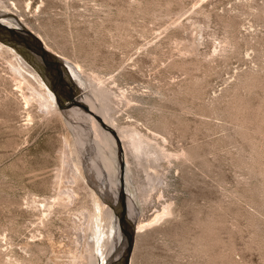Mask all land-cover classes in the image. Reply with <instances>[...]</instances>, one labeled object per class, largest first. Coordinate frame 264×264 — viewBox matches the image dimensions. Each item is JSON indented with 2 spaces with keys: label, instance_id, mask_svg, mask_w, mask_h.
I'll return each instance as SVG.
<instances>
[{
  "label": "rangeland",
  "instance_id": "374dc122",
  "mask_svg": "<svg viewBox=\"0 0 264 264\" xmlns=\"http://www.w3.org/2000/svg\"><path fill=\"white\" fill-rule=\"evenodd\" d=\"M1 11L81 68L80 95L116 130L95 90L110 93L126 187L128 177L138 223L149 224L131 264H264V0H0ZM6 68L0 61V264H90L73 221L92 190L103 200L115 191L86 176L94 143L82 133L77 142L65 117L79 113L26 106ZM129 129L157 153L151 167L123 141ZM107 153L119 185L118 155Z\"/></svg>",
  "mask_w": 264,
  "mask_h": 264
},
{
  "label": "bare ground",
  "instance_id": "6f19581e",
  "mask_svg": "<svg viewBox=\"0 0 264 264\" xmlns=\"http://www.w3.org/2000/svg\"><path fill=\"white\" fill-rule=\"evenodd\" d=\"M15 18L16 17H14L12 13H6L2 11L0 12V23H2L3 25L7 27L16 29V30H25V28L27 27L21 25L20 22ZM27 29L29 30L30 27H28ZM29 31H31L32 33L34 32L33 30H29ZM37 37L42 41V43L44 44V47L48 51L53 53L52 50L49 48V46L46 44V42L39 35H37ZM53 54L55 55V53ZM0 61L3 62L5 66L7 67L6 68L8 70L7 74L10 73L9 75H7L10 77L6 81L8 82L11 81L12 83H15L16 92L18 91L21 93L26 106L32 105V103L30 104V102H32V100L34 99V101L37 100L40 103L41 107L44 109H47V111L52 110V109L53 111H57V112L59 111L58 105L55 102V97L52 91L48 89V87L42 81L38 73L33 68H31L28 65V63L21 56H19L11 47H8L1 42H0ZM66 63L68 64V67L71 71L74 81L79 85L78 76H79V71H81V68L72 66L68 62ZM25 87L31 91L30 95H28L27 92L24 91ZM95 96L98 98L100 102L103 103L105 107L104 113L106 114V117L110 119L114 128L118 130L117 128L118 125L116 126L115 119L112 118V114H111L112 108L109 105V101L111 99L110 93H108L106 89L100 88V89L95 90ZM77 101L88 105L92 111H94L96 114L100 116L101 113L100 111L98 113L97 102L93 97L89 95L85 96L84 94H81L77 97ZM74 111L78 112L79 114L66 115L65 117L71 123L70 126L72 129V132L76 136V139H78L77 142L82 141L84 139L85 140L84 144L88 149H90V147L92 146L91 145L92 141L95 146V150L93 153L95 154V156L89 160L91 164L94 163L92 166L93 172L89 170L85 171L86 176H87V172H89V177L91 175L92 177L96 176L99 179H101V182H99L98 184L102 186L103 191L105 189L112 190V191L114 190L115 192L111 193L110 195L107 194V199H110L113 201V203H116L120 195V182L118 185L117 179L119 177L117 176V173H116L118 169H116L115 168L116 166L113 165L112 162H110L111 160H108L109 157L107 153V151H110L112 152V155L114 154L117 155V150L111 141L112 139L107 137L106 131L100 126V124L92 116H89L84 110H82L81 108H75ZM130 129L124 131L121 134L123 141H125L127 144L130 145L133 155L136 159H138V162L140 163L147 162L151 167L152 166L151 159L154 157L158 158L157 153H154L147 147V145L144 143L142 139L140 132H137L136 130L130 131ZM81 133L84 136L83 139H82L83 136L81 135ZM83 152H84V149H81L80 150L81 155L83 154ZM122 159H123V162L125 163L126 158L124 155H122ZM83 161H84V158H83ZM128 165H129V172H130L131 166H130L129 159H128ZM72 167H73L72 171L75 173L74 166ZM125 171H126V168H125ZM82 173L83 171L81 172V174ZM94 179L95 178H93V180ZM124 180H125V176H124ZM127 183H128L127 187L125 183V191H126V196L128 198L129 212H130V216L132 217V219L136 220L137 236H138L142 232V229L144 230L147 225L149 226V224H143L141 222L138 223V220H137L138 215H139L138 207L132 205L131 202L135 203L136 201H139L140 197L138 198V195L135 193L134 189L132 188L131 182L128 179V177H127ZM153 185H156V182L154 180H152V186ZM127 190L128 192H130L132 199L128 195ZM95 191L92 190L91 195L89 194L90 202L89 203L87 202L88 205H86V203L85 204L83 203V205L80 208H78L79 216L76 217L75 220L73 221L74 224H78V229H76V234H77L76 245L79 248V250H84L85 247L87 246V252H89L88 255L90 259V264H109V262L112 259H118L121 256L122 251L124 247L126 246V244L123 240V235L120 231L118 219L116 215L114 214V210L112 209L111 206H107L103 198L100 195H98L97 192ZM74 194H76V192H74L73 189L69 190L65 194V196L68 197L66 199H70V201L72 202L73 198L75 197ZM59 198L61 200L60 203H62L64 201L62 200L63 198L62 199L61 197ZM55 200L57 201V199ZM48 201L47 202L44 201V202L48 204ZM70 201H68L66 204L68 205L71 204L69 203ZM50 202L51 201H49V204ZM51 203L53 204V201ZM60 203L59 205L58 204L57 205L60 206L61 205ZM40 205L42 204L40 203ZM40 205H38V207ZM75 206L76 205H74V207ZM48 208H47L48 211L52 209L51 206ZM169 208L170 207L165 206L163 208V213L161 215H158L155 218V221L161 220L164 218V216L169 215L170 214ZM44 209L46 210L45 207ZM46 211H44L43 213H46ZM95 233H97L96 237H95ZM17 264H20V263H17Z\"/></svg>",
  "mask_w": 264,
  "mask_h": 264
},
{
  "label": "water",
  "instance_id": "95a60500",
  "mask_svg": "<svg viewBox=\"0 0 264 264\" xmlns=\"http://www.w3.org/2000/svg\"><path fill=\"white\" fill-rule=\"evenodd\" d=\"M13 16L16 17L14 14ZM0 42L11 47L27 63L34 67L32 68L38 73L48 89L52 91L61 113L65 115V111L81 108L116 140L117 155L120 162V195L116 203H113L110 199L104 200L114 210L126 246L121 256L118 259H112L109 264H131L136 244L137 223L135 219H132L129 212L124 180L125 163L122 159L124 149L118 133L108 126L102 117L92 111L88 105L77 101V97L80 95V87L74 81L68 64L61 57L48 51L34 33L27 28L25 30H16L0 23Z\"/></svg>",
  "mask_w": 264,
  "mask_h": 264
},
{
  "label": "flooded vegetation",
  "instance_id": "af4514ba",
  "mask_svg": "<svg viewBox=\"0 0 264 264\" xmlns=\"http://www.w3.org/2000/svg\"><path fill=\"white\" fill-rule=\"evenodd\" d=\"M130 196V195H129ZM130 198H131V196H130ZM132 199V198H131Z\"/></svg>",
  "mask_w": 264,
  "mask_h": 264
}]
</instances>
